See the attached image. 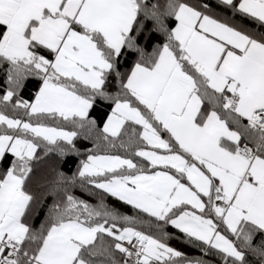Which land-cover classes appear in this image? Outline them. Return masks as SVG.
<instances>
[{"label": "snow or ice", "instance_id": "snow-or-ice-1", "mask_svg": "<svg viewBox=\"0 0 264 264\" xmlns=\"http://www.w3.org/2000/svg\"><path fill=\"white\" fill-rule=\"evenodd\" d=\"M0 264H264V0H0Z\"/></svg>", "mask_w": 264, "mask_h": 264}, {"label": "trees", "instance_id": "trees-1", "mask_svg": "<svg viewBox=\"0 0 264 264\" xmlns=\"http://www.w3.org/2000/svg\"><path fill=\"white\" fill-rule=\"evenodd\" d=\"M170 243L172 244V246L180 249V250H183V251H186V252H191L190 249H188L187 247H185L183 244L179 243L178 241H170Z\"/></svg>", "mask_w": 264, "mask_h": 264}]
</instances>
